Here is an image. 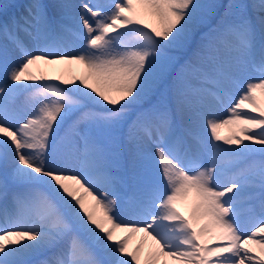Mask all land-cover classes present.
Instances as JSON below:
<instances>
[{
    "label": "snow or ice",
    "instance_id": "snow-or-ice-1",
    "mask_svg": "<svg viewBox=\"0 0 264 264\" xmlns=\"http://www.w3.org/2000/svg\"><path fill=\"white\" fill-rule=\"evenodd\" d=\"M216 7L199 0H115L104 12L98 5L32 0L20 16L5 13L0 21V162L11 165V174L6 171L0 179L5 202L0 264H32L30 258L45 251L51 254L36 264H264V159L228 175L247 154L264 157V0L252 5L260 13L259 40L249 6L230 3L173 79L177 106L195 125L207 98L219 100L226 86L239 84L249 71L259 74L244 82L226 118L206 120L211 139L229 146L212 144L209 165L198 163L202 141L194 128L177 134L166 96L152 99L177 62L172 51L189 46L197 26L207 23ZM74 8L79 11L73 17ZM69 19L81 30L70 28ZM56 29L78 36L85 50H63L62 41L51 39ZM21 33L31 38V47ZM61 63L82 65L85 73L64 79L38 71L41 64ZM53 80L59 84L40 83ZM25 92L33 110L22 116L17 100ZM74 114V127L111 129L131 121L130 137L139 129L155 138L160 174L144 179L129 201L132 219L119 217L118 178L108 170L105 149L87 132L81 136L79 172L49 164L59 130ZM226 125L237 126L228 138L218 132ZM9 179L43 185L45 191L13 193L10 211ZM245 189L253 190L250 199L259 200L248 232L241 231L236 210ZM190 194L194 199L186 217L177 203ZM136 234H142L141 242L130 250ZM148 240L152 245L145 253Z\"/></svg>",
    "mask_w": 264,
    "mask_h": 264
},
{
    "label": "rangeland",
    "instance_id": "rangeland-1",
    "mask_svg": "<svg viewBox=\"0 0 264 264\" xmlns=\"http://www.w3.org/2000/svg\"><path fill=\"white\" fill-rule=\"evenodd\" d=\"M14 1V0H13ZM17 1V0H16ZM74 0H66L67 3L72 4ZM86 4H88L90 7H94L98 5L102 11L104 12H110L112 10V5L114 3L101 1V0H85ZM9 0H0V6L6 8L8 7ZM95 2H98L97 4ZM229 2V1H228ZM239 2H242L239 0ZM26 7L23 8V12ZM75 10H72V16H75ZM259 13V12H258ZM22 15V12L20 13ZM90 20L92 19L90 16L88 17ZM65 23L69 26L74 25L78 29H80V25L77 21L73 19L66 20ZM70 27V26H69ZM71 28V27H70ZM61 32L59 29L57 30ZM75 31V30H74ZM62 36L64 35V39H61V35L58 33V41H62L63 43L68 39L70 42V45L73 47H78V52H81L85 50L84 43L75 35L67 32H61ZM4 42L3 37H0V43ZM70 48L65 49L66 51H69ZM172 54L176 57H178V53L176 55L175 51H172ZM77 64H68V70H66V75L68 79H73L79 76H82V71L79 72L78 68L76 67ZM82 66V65H80ZM46 66L43 64L38 66V71L43 73L44 75H47V72L45 71ZM177 66L174 64L172 68L169 70L167 75L164 77V79L158 84L157 86V92L155 96L152 98L153 102H155V99L159 97L160 94H164L166 96L168 107L171 111L172 118L175 122V126L177 129V133L183 131L184 132L187 129H193L198 134L202 141V148L198 155V162L202 164L203 166H207L208 162L211 161V153L213 151L211 145L214 143H220L222 147H229L227 145H223V142H216L213 141L210 137V132L207 129L206 126V120L209 118L208 111L204 107V105L198 109L199 115L195 116V125L193 124V120L190 119L189 113L187 110L181 111L177 106V101L174 97V94L171 91V85L173 82V79L176 76L177 71H179ZM34 70H37V68L34 66ZM59 71V69H56V72L53 73L56 75V73ZM253 72L249 71L245 76L240 78V82H245L247 79H255L258 77L259 74L256 76L252 75ZM78 82V81H77ZM40 83H53L57 84L55 81H41ZM58 85V84H57ZM60 87L64 88L65 86L59 85ZM233 89L230 90L228 94L223 93V98L225 99V106L226 108L219 109L221 112L220 117L226 118L228 116V108L231 106L232 103L235 102V99L240 95V89L238 84H233ZM30 95V93H25L17 103L21 106V115L26 116L29 113L32 112L33 108L29 103H26V98ZM234 95H236V98H234ZM147 107V103L144 105ZM94 110H100L96 106H90ZM73 121H75L74 118H71L69 120H66L61 129L64 131V135L58 136L59 142L55 144V151L53 152L56 155V158L60 164H62L63 170L66 169V164L72 163L71 158L76 157L78 154L79 156H82V140L81 136L84 135L86 132L90 134L95 141L100 145L102 148L105 149L106 152V163L108 166V170L110 173L118 178V183L115 185V191L117 195L120 197V211L119 213L123 215L124 217H132L131 213L128 211L129 209V201L136 195L139 186L141 185V182L148 178V177H156L160 174V163L159 158L156 155V149L157 144L154 142L155 138L150 139L147 134L142 130H135L134 134L130 137L129 134V125L131 121L121 124L118 128H92L89 129L87 125L84 123L79 124V126L74 127ZM66 123V124H65ZM237 126L233 130L222 128L218 129L219 134L222 137L228 138L232 136V134L236 131ZM187 141L189 144H191L193 141L191 137L186 136ZM245 143H249L250 141H245ZM231 147H235V145H232ZM254 148L260 147L259 145H252ZM78 150V151H76ZM256 157H254L253 155ZM249 155L253 156V160L250 162V165L258 164L264 157H261L259 153H250ZM10 171H11V165L9 164ZM231 170V169H230ZM229 170V171H230ZM11 174V172H10ZM9 174V175H10ZM258 188L254 191L257 192ZM31 192L39 193L45 191V187L37 188L36 191L30 190ZM28 191V192H30ZM245 194L241 193L237 199L236 203V210L238 212V221L244 222L247 218V223L250 221V213L252 211V207L250 208V205L247 207V211L241 207L240 202L247 201V198H249L250 192L253 191L251 189L244 190ZM26 192V193H28ZM194 194H190L187 200L179 201L177 203V207L180 210V212L185 215L186 217L190 214L191 206L193 203ZM254 200V199H252ZM256 200V199H255ZM254 200V202H255ZM251 201V200H250ZM125 202V204H123ZM122 218V217H120ZM240 228L242 232H246L245 230H242L244 228ZM118 236V234H117ZM207 239V238H206ZM216 241H213L210 246H214ZM130 245V244H129ZM245 247H253L252 245H245ZM130 250L132 248H129Z\"/></svg>",
    "mask_w": 264,
    "mask_h": 264
},
{
    "label": "bare ground",
    "instance_id": "bare-ground-1",
    "mask_svg": "<svg viewBox=\"0 0 264 264\" xmlns=\"http://www.w3.org/2000/svg\"><path fill=\"white\" fill-rule=\"evenodd\" d=\"M28 1H30V0H28ZM241 1L242 2H239V0H199V2L202 4H215V5H218V7H216L214 10H212V13L207 16V23L197 26V28L194 32V35H193V41L190 43L189 46H187L185 48H178V49L174 50L176 55L178 53V57H177L178 59H177V62L175 63L177 68H180V66L184 63V61L187 60L189 57H191L192 53L196 50V47L198 46V44L200 42V36L204 32H207L209 30V28H211L215 25V23L219 20V18L224 14L225 9L228 7V5L230 3H243V4L248 5L249 6V9H248L249 16L251 17L253 23H254V21H256L258 16L256 13H254L255 9L252 7V5L258 3V0H241ZM85 3H86L85 0H79V1L74 0L72 2V5H81V4H85ZM74 10H75V12H77V11H79V8H74ZM67 33H69V32H67ZM67 48H70L69 52L77 53L76 50L72 49V46L70 45V42L68 39L66 40V44H64V49H67ZM44 66H46L45 71L47 72L48 76H55V77H61L64 79H68L67 75H66V70H68V64H62L61 63V64L44 65ZM76 67L78 68L79 72L82 71L83 74L85 73V69L83 68V66H80L79 64H77ZM56 69H59V71L55 75L53 73L56 72ZM53 81H55L57 84H59L58 80H53ZM62 86H64V85H62ZM65 87H71V86H65ZM229 89H233V86L228 85V87L225 88L224 93ZM257 95H259V93ZM207 100L208 101L205 103V108L208 111L209 118H212V117L222 118V117H220L221 112L219 111V109H221V108H220L218 102L215 100V98L210 97V98H207ZM224 101H225V99H224ZM77 116H78V114H74L73 118L76 120ZM235 127H236L235 125H226V126L222 127V129L223 130H225V129L233 130ZM250 161H251V159L247 160L242 165H240V167L237 169V171L242 169V168L247 167V165L250 164ZM79 162L80 161H77V164L73 168L69 167L68 171L74 172L76 170H81L82 162H81V164ZM16 183H19V182H16ZM19 184H22V183L20 182ZM248 199L251 200L250 198H247V200ZM244 202H242V204L244 205V210L247 211V207L251 203L250 202L246 203L247 201H244ZM86 203H90V200L86 201ZM258 214H259V204L257 206V211H256L255 215L258 216ZM130 219H132V217H129L127 220H130ZM253 225H254V216L252 217L251 222L248 225L246 224V222H244V223L241 222V227L244 228L242 230H245L246 232L250 231L252 229L251 227H253ZM117 234H118V236L123 235L122 233H117ZM141 238H142V234H136L132 238V240L129 242V244H130L129 248H135L137 245H139L141 242ZM151 245H152V241L148 240L144 246V252L145 253L148 252L149 247ZM48 252L49 251H45V252L41 253L40 255H35V256L31 257L30 259L32 261V264L36 263L37 261H40V260L47 258L51 254Z\"/></svg>",
    "mask_w": 264,
    "mask_h": 264
}]
</instances>
